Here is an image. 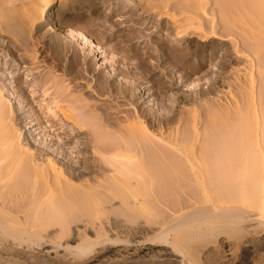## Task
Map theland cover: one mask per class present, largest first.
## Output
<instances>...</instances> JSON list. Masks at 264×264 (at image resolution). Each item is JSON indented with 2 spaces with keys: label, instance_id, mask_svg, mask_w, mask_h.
Instances as JSON below:
<instances>
[{
  "label": "bare ground",
  "instance_id": "6f19581e",
  "mask_svg": "<svg viewBox=\"0 0 264 264\" xmlns=\"http://www.w3.org/2000/svg\"><path fill=\"white\" fill-rule=\"evenodd\" d=\"M1 1H3V2H0V5H4V0H1ZM15 1L20 2L17 0H15ZM15 1L10 0L9 1V3L11 2L10 6L11 5L15 6L13 4ZM54 1L55 0H31V1H29V2H31L29 4V2L27 0V2L29 4V9H28V7H26L28 5H24L27 9H24L25 7H23V5H21L23 7V10H21L22 9L21 6H20L21 8L19 7L17 9V10H20L21 12L19 11L20 14L16 13V15H18V17L16 15H14V16H16L15 18L17 20V21H14L15 25H16V23H19L16 26L21 25L20 23L25 24L26 18H27V20L30 21V25L32 26L31 22L35 23L36 19L43 18V15L45 14V12H47L48 8H50V6L52 8ZM136 1L138 2L137 5L141 10L143 9V11H145L146 13L153 14L154 16H159V17H161V19L167 20L172 25H176V24L183 22L186 25V27L184 25L179 24L178 27L176 26L174 29L175 31H177L181 28H184L181 32H178V35L181 36L180 41H183L186 38H189L191 36H194V37L200 38V39H198V41L204 43L205 40L211 39L213 37L212 35H214V34L217 35L219 33L218 28L222 24L221 26L224 25L225 29L224 28L223 29L225 30V33L227 36L234 35L235 33H237L238 35L240 34L244 38L245 41H247L250 45L251 44L253 45V49L251 48L250 50H251V52H252V50L254 51L252 53L255 56H259L260 60H262V56H264V0H136ZM21 2H23V1L21 0ZM1 3H3V4H1ZM7 3H5V5H7ZM212 3H214V4L211 6H214V8H216L215 14L220 16L221 23L219 21V25H214V26L212 25L213 28L209 30V29H206L207 24L204 25L205 22L203 23V21H201V18L198 17L201 13L200 14H197V13L207 11V6H209V4H212ZM20 4H22V3H19V5ZM7 7H9V6H7ZM7 7L6 8L3 7L4 9L2 7H0V9L4 10L5 12H7L5 9H7L8 11L12 9L11 11L14 12L13 8L9 7V9H8ZM14 9L16 11V8H14ZM2 10H0V13L2 12ZM193 12L195 13L196 16L192 14ZM2 13H4V12H2ZM7 13H6V15H7ZM11 13H8V14H10V16H12ZM188 13H190V15L192 17L189 16ZM3 16H2V14L0 16V36L3 34H8L9 36H12L13 35V29L15 28V26H11L10 22L13 23L12 20H14L15 18L6 17V16L3 17ZM181 16H184V17H181ZM24 18H25V21H24ZM8 19H10L11 21L9 22ZM32 19L34 20V22L32 21ZM40 20L42 21V19H40ZM5 23H6V25H5ZM28 24H29V22H28ZM7 25H8V27L10 25V27L8 28ZM12 25H14V24H12ZM24 26H26V25H24ZM24 26H22V27L24 28ZM208 27H209V25H208ZM16 28L19 29L20 26L16 27ZM209 28H211V27H209ZM15 29H14L15 35H13V37L16 36L14 39H19L20 36H18V35H20L21 32L23 33V31L19 30L20 34H17L18 33L16 31L17 29L16 30ZM162 30H163V27L161 26V30L159 33H162ZM25 31H26L25 33H27V31H29V30L25 29ZM130 33H131V35H130ZM8 35L6 36L7 38H9ZM71 35H72V38H74L76 40H81L85 44H90V46L92 48L94 47V44L89 40V38L85 34H83L81 32H77V31H72ZM129 35L131 37H129L127 35V37L129 39L126 40V44H135V40L141 38V37H138L135 34V32H133V31H130ZM169 35H170V33L166 34V37H165L166 39H164V41L162 40L163 42L157 44L158 45L157 48H159V51H161V53H163L164 58H166V59L170 58V60H172V65H174L176 68L179 66L184 67V65L186 63L184 64L183 61L186 60V58H185L186 56L185 57L180 56V54L177 53L178 51L176 52V49H173L168 44L169 39L167 40V38H169ZM22 36H25V34H23ZM21 39H19V40L21 41ZM23 41H25V40H23ZM176 41H178V40H176ZM25 42H23L24 43L23 47H25L27 45V44H25ZM2 43H5V42H2ZM3 45L4 44H0V47L1 46L3 47ZM252 45H251V47H252ZM23 47L21 46L19 48L22 49ZM16 48L17 47H15V49ZM26 48H28V46H26L25 49ZM25 49L23 48L21 51H26ZM200 51L201 50H198V52H194L193 50H191L189 52V54H195L196 53L195 55H198V57H201V62L198 65L196 64L191 68L192 72L200 71V69L203 67V63H207V61H208V57L205 58V56H203L202 54L199 55ZM30 52H31V50H30ZM30 55H31V53H30ZM213 55L214 54H211V56H213ZM160 57H161V55H160ZM157 60L159 62V61H161V58H157ZM3 62L4 61L0 60L1 65L3 64ZM261 62L264 63V59ZM37 63H35V64L37 65ZM1 65H0V67L2 69L3 65L2 66ZM113 65L119 66L120 63H119V61H115ZM160 65H158L157 68L160 67ZM5 66H7V64L4 65V68H5ZM263 68H264V66H263ZM152 71H154V69H152L150 71L151 74L153 73ZM262 72L264 73V71H261V75L264 76V74H262ZM13 75H15V74H13ZM14 77L13 78L15 80L22 81V77L21 78L19 76L18 77L14 76ZM134 77H137L136 73H134ZM23 81H22V83H23ZM262 81H263V83H262V85H263L264 84V78ZM122 82H123V79L117 80V78H112V76L108 75L107 76V85H106L107 90H109L111 88L113 90L116 87L114 89V91L117 90L116 95L120 96L118 98H123L125 100H129L132 103L138 102L139 100L141 101V99H143L142 97H140V94H138L137 91H135V89H133L130 86H127L124 83L122 84ZM20 85L21 84H19V87H21L23 84L21 86ZM25 86H26V84H25ZM252 86H251V90H253ZM27 87H28V85H27ZM30 88H31V86H29V90H30ZM162 88H165V86H163ZM262 88H264V85L262 86ZM21 89H23V88H21ZM161 89H160V92H161ZM3 90L4 89H2V87H0V264H13L15 262H19V261L21 262L23 259L21 260L20 259L21 257L19 255H21V253L23 254L24 252L26 253V250H31V251L36 250L37 251V249H38V250L44 251L45 250L44 248L51 247V246L57 248L58 251L61 248H63L64 249L63 252L66 251V252L70 253V255L72 256L71 258L78 261L80 259H83L86 255L91 254L92 251L95 250L94 248L96 245L100 246L103 244H107V242L112 240L109 237V235H111L110 233H112L113 231L117 230L116 227L114 226L115 230H113V231H112V228L109 229L111 231L109 233V231L104 228L105 226L103 224V223H107L109 221L106 222L104 220L105 222H102V223L97 222V220L98 221L103 220L102 217L107 216V218L109 219V217L111 216V215L108 216V214H106V211L108 210L106 207L108 206V204L114 203V205L116 207V208L114 207L115 209H118L119 207H120L119 209H121V206H116V205H118V203H119V205L121 204L124 207L126 206V208H128V211H127V209L125 210V208L121 209V210H125V212L121 211L122 213H120L119 210H118L119 213H117L116 210H113V211H116V213L120 216L126 212L130 213L128 215L125 214L126 217L125 216L123 217L125 219L126 218L128 219L132 215L134 217L136 216L135 218L137 220V216L139 217V215H140L142 218L141 217H139V218L143 219L144 224H142L141 222H136L134 217H132V216L131 217L135 220L136 223H141V225H143V226L145 225L144 227H147L148 223L145 224L146 221L149 222L150 219H151L150 221H153L152 219L155 220V218L157 217L158 214L161 215L164 212L167 213V212L171 211V209H170V211L168 210L169 208H171L170 206L173 204L174 197L172 199L171 196H175L176 198H178V199L175 198L176 199L175 202L179 203V205H177V206H179V208L176 206H173V205H175V202H174V204L172 205V208H175V209L178 208V209H176L175 211L172 209V211L170 212V215H169V213L166 214L167 217L165 214H162V215H164L165 218L164 217L162 218V216H159V215L158 216L160 218H162L163 220L165 219L167 221L166 218H168V215H169V218L170 217L173 218V216H171V214L174 211L175 212L174 214H176V216L174 217L175 220H173V219L168 220L167 224L169 223V221H173V222L169 223L170 225L168 224L166 229H164L162 226V225L166 224V221H164L165 223L163 222L164 224L161 223L160 228H162L163 231L159 230V228H157L160 232L161 231L162 232L158 235V238L156 240H157V242H159V240L161 242L163 241L164 242L163 244H166V245L169 244L168 246L170 247V249L173 248V251H175V252H173L171 250L169 255L171 254V252H173L172 254L178 253L177 257L180 254L181 258H182V259L180 258V260H181L180 264H196V263H198L199 262L198 258H201V256H200L201 253L198 252L200 254H197L196 248L198 247L197 249L200 250V245L203 246L205 244L204 243L205 241L207 242V241H209V239L211 240L214 237H216V239H217V237L219 238V236L221 237V235L223 233H220V232H224L227 236L226 238L223 237V239L233 240L231 242H234V246H236V247L239 246L241 248V246L239 245L240 243H243L247 246V249L244 252L245 255H244L243 264H251L253 261V258L261 252V246L263 245L262 242L264 241L263 240L264 235H262V237H263V239H262L263 241L261 240L262 242H258V241L256 242L255 240L253 241L252 238L250 240V237H248L249 238V240H248L247 236L249 234L252 235L254 232H255L254 234H256L257 232L259 233L260 230L262 229L260 227L261 223L264 226V220H263V222L261 221V223L259 220H257V221H259L260 225L257 224V221L255 220L256 225H255V223H253L255 227H253L250 224L253 221L252 219H256V217L258 215L255 214L254 218L252 216L250 218V214H248L246 212V210L250 208V206H247L249 203H251V202H252V204L254 203V201L250 202V200L252 199L251 197H253V196L252 195L250 196V198H251L250 200L248 199V197H246L247 200L244 198L247 195L243 196L244 193L249 195L253 191L252 189L254 187L256 188L255 185H257V183H255V185H253L252 184V183H254L253 180H250V182H252V183H250L249 182L250 177L248 179L246 177L248 175L245 176V174H244L243 177H240V176H242L241 174H243V173L247 174L248 172H250L251 175H249V176H251V178H252V175H253V177L257 178L258 175L256 176L255 172L261 170L263 173V170H264V122L260 121L261 120L260 119V113L264 114V110H263L264 105L260 106L262 108L263 112H261V110L257 109L258 107H255L256 106L255 103L257 100L254 99L256 96H254V95L252 96V94H254V93H248V98L252 97L253 99L250 98V101L246 100V102H245L247 105L246 108H248L250 106L249 107L250 111L245 110L246 105L244 103L243 107H242V105H241V107L237 106L238 108L235 107L237 109V111L234 110L236 112L235 116H233L232 112L229 113L228 110H230V108L223 109L221 111V113L218 112L217 114H216V112H212L213 116H211V114H209L210 116L207 119H209V121H210L209 125L211 126V130L213 131V132L211 131V135H212V133L215 134L216 131L218 133L220 131L222 132L221 135H220V133H219V135H217V134L214 135V136H216V135L221 136V138L219 137L220 139L218 140V142L216 141L218 139L217 136L215 137L216 140L214 138L213 142H211L212 139H210V138H213L214 136L210 137L209 136L210 133H209V131H206V129H205V132L204 131L203 132L208 133L207 134L208 136L205 135L206 136V138H205L204 133L202 132L203 133L202 134L203 140H201L202 138L200 139V135L198 134L200 132H198V133L194 132L195 130L197 131V129H194V127H196V126L192 127L194 130L192 129V131H190L191 134H189V135H188V133L183 134L180 131H177L175 129L173 130V131H176L174 134L168 133L167 135H165L164 134L165 131H164L162 134L159 133L160 137L157 135H154V134H152L153 131L150 130V127L152 126V129H153V127H155L156 123H155V121L153 122V120H151V118H149V115H147V113L145 114V112L143 111V108L141 107L143 104L142 105L140 104L139 109H136V112H133V114H132L133 116L131 115V113H129V115H131L133 117L131 123H128L131 125H127L126 127H123L124 123L126 124L127 122H130L129 120L126 121V119H129V117H130L129 115L126 116V119L124 117H123L124 118L123 119L118 115L117 116L118 118H121L122 121L125 120L126 122L123 121L124 123L122 124V122L118 121V119L115 117L116 123L114 125H113V123H110V124H112L113 126H117V131H115L116 127L113 128L112 126H110L109 122H108L109 125L103 126L105 124V123H103V125H102L103 127L101 126L104 129H106V127H107V130L109 129L110 131H111L110 127H112L114 129V132H117L118 134L123 133L122 134L123 137L116 133L118 135V137H120L119 139L116 138L117 140L114 138H111L112 136L111 137L109 136L112 133V131L110 132L109 130L108 131L110 132V134L108 133L105 136V134L103 133L104 135H102V134L100 135V136H105L109 139L111 138V140H109V142H108L107 138H102V137L100 138V140H101L100 141L98 136L95 139L93 138V140H92V137L94 135L92 134L93 130H90V128H91V125H94V124L92 123L89 125V122H88L89 121L88 119L92 116V114L90 115V114H88V112H86L88 115L85 113L84 115H87V116L86 117L83 116V118H87L88 121H84V120L82 121L81 120V123L76 122L78 124H76V125L74 124L75 126H72V124L75 122V120L74 121L72 120L71 122H73V123L72 124L69 123L72 126V128L70 125H68V126H70V130L68 128L67 131L62 130L63 132L57 131V130L61 129V125H60V129L56 128L57 129L56 132L57 133L59 132L58 134H56L55 132L52 133L50 130V129H54V127H56L58 125V123L57 124L55 123L56 126H53L54 124L50 125V126H47V125L45 126V124H46L45 123L44 124L45 127H43V126L42 127L45 129V131L47 130V132L44 133L45 134L44 136L46 137V141H45L46 143H43L44 139H42L43 142L37 141V139H39V138L35 139L36 138V136H34L35 134H32V131H30V127L33 126L34 121L31 120L32 122L29 121V123H26L27 119H25V117L22 116L21 110H19V111L17 110L18 111L17 112V111H15L17 109V107L15 110H14V107H12V110L8 108V107H11L12 104H11V106L7 105L9 103L7 102V98H6V96L4 94L5 92ZM33 90L34 89L32 88V91ZM21 91H24L23 95H25L27 92H29V91H25L24 89ZM32 91H31V93H32ZM113 93H115V92H112V94ZM263 93L264 92L262 89V95H264ZM33 94L35 95L36 93L34 92ZM30 95H27V97ZM110 97H111V94H110ZM262 97H263L262 99H264V96H262ZM70 98L72 99V97H70ZM29 101H30V99H29ZM74 103H75V101L72 100L70 105H72ZM140 103H144V102H140ZM247 103L249 104V106ZM262 103H264V101L262 102V100H261L260 104H262ZM28 104H29V102H28ZM60 108L61 107H59V109ZM83 108H81L82 109L81 111L84 110ZM117 108L118 109L121 108L120 105L117 106ZM239 108L243 109V110H240ZM31 109H33V108H31ZM53 110L54 109L51 108L48 111L49 113L48 112L47 113H48V115L53 116V118H56L57 113L55 114L54 113L55 110L54 111ZM41 111H43V110H41ZM45 111H47V110H45ZM79 111H80V109H79ZM226 111H227V113H226ZM60 112H62V110ZM76 112H77V108H76ZM39 113L40 112L35 113L34 117H36V118H34V119H35V121L38 122V124L41 127V125L44 123V121L42 123V121H41V119H42L41 114L42 113L41 114H39ZM68 113H70V112H68ZM124 113L128 114V112L124 111L123 115H124ZM225 113L229 114V115L232 114L233 117L225 115ZM251 114L253 116V119H252ZM80 115H82V114H80ZM121 115H122V113H121ZM249 115H250V117H249ZM88 116H90V117L88 118ZM108 116H110V115L108 114L107 116H105V118ZM47 117H44V118L47 119ZM66 117H68V116H66ZM194 117H196V116H194ZM49 118H50V120H47V121H49L50 124L53 123V122H51V121H53V120H51V117H48V119ZM248 118L252 121L253 120L255 121V123H254L255 126L248 120ZM68 119H65V120H68ZM113 120L111 122H113ZM130 120H131V118H130ZM156 120H157V118H156ZM169 120H171V119H169ZM169 120H168V122H169ZM60 121L61 120H59V122ZM90 121H92V120L90 119ZM105 121H106V119H105ZM159 121L161 122L160 119H159ZM263 121H264V119H263ZM49 122H47V123H49ZM56 122H57V120H56ZM118 122H119V124H118ZM146 122H148V125H146ZM206 122L208 123L207 120H206ZM246 122H250L252 124V126H250V127L253 128V126H254L253 129H256V130H251L252 128L247 129L246 128L247 125H245V128H243L244 124H247ZM24 123H26V126H24L23 129H25V130L28 129L27 130L28 132L25 131V133L22 135L21 132L23 131V129H22V131H20L19 129H21V128L16 129L15 127H17L18 125L22 126ZM162 123H166V122L162 121ZM207 123H206L207 128L208 127L210 128V126ZM250 123H248V124L251 125ZM64 124L62 126V129L64 128V126L66 128V122ZM193 124L197 125L196 122H194V120H193ZM256 125H257V127H256ZM49 127H50V129H49ZM222 127H225V128L222 129ZM238 127H241V129H238ZM85 128L87 130H84ZM92 128L94 129L95 125H94V127L92 126ZM209 128H208V130H209ZM221 129L224 130V132L226 130V133L224 134ZM259 129L262 131V133H261V131H259ZM165 130H168V129H165ZM170 131H171V133H173L172 130H170ZM236 131H238V133H236ZM254 131H256V132L259 131L261 133L260 134L259 132L258 133L255 132V134H254V135H256L255 139L253 138V135H252ZM192 132H194V133H192ZM234 132H235V134H234ZM239 132H241V133H239ZM97 133L100 134L101 132H96V134ZM166 133H167V131H166ZM83 134L86 135V136H84L86 138H84L83 142L81 141L82 143H80L82 148L76 147V148H79V151L78 150L76 151V150H74V149H76V148H74L75 146L73 147V145H71V144L73 143L74 139H77L78 136L83 135ZM94 134H95V132H94ZM222 134L225 137H229V139L234 138L231 141L232 142L234 141L233 143L236 142L235 144L239 143V141H240L239 145L238 144L237 145L228 144L227 142H229V141H228V139H225L224 136H223V138L227 142L225 140H222L223 139ZM37 135H40V134H37ZM226 135H228V136H226ZM234 135H238L239 137L238 136L234 137ZM240 136H241V138H240ZM250 137L253 138V142L248 141V139H250ZM22 138H23V140H22ZM42 138H44V137H42ZM236 138L243 139V140H238V139L236 140ZM102 139H105L107 141L102 140ZM94 140H96V142H94ZM221 140L224 142H221ZM98 141H99V143L102 142V144L100 145L98 143ZM202 141H205V142H202ZM220 142L222 143L223 148L221 147V149H216V146L214 143H216V145L219 143V145L221 146ZM225 142H226V144H228V146L224 144ZM224 145L226 147H224ZM251 146H253L255 148L256 152L255 151L254 152L257 154H255L254 152H253V154H251L252 153V151H250ZM218 148H220V147L218 146ZM75 152L78 155L77 156V158H79L78 160H80L78 162V165H77L78 167L76 166V164L74 166L73 162L71 163V161L73 160L71 157L72 153L75 154ZM95 154L100 155L99 156L100 160H101L100 163H99V158L95 157V156H97ZM255 155H256V157H255ZM81 156H82V158L80 159ZM102 158H104L105 160H103ZM102 161H104L105 163L102 164L103 163ZM74 163H76V162H74ZM251 172H254V173H251ZM95 173L102 175V176H100L101 179L97 176V178L100 180L94 179L96 177ZM153 173L155 175L158 174L159 176L155 178V176L152 175ZM223 173H227V174L229 173L230 174L229 178H228L229 174H228V176L224 175V178H223L225 184H227V187L225 184H223L222 181H221L222 183L218 182V181H220L219 178H221V175ZM262 173L258 172L259 175H262ZM92 174L95 175V176L94 175L91 176L92 179L86 178L87 176H90ZM237 174H239V176ZM164 175H166V176H164ZM225 177L229 181L234 182L235 184H236L235 181L238 177V179L240 178L239 180H244V183H243L244 185L248 184V185H253V186H251V189H248V188H250V186L248 187L246 185L247 187H245L243 184H242L243 185L242 187L238 186V191H241L239 194V193H236L238 191H235V190L231 191L228 189L229 186H232L230 189H233V185H231V183H229L228 181H225L226 180ZM262 177H264V176H262ZM262 177H261V179H262ZM160 178L162 180H160ZM223 179L221 178V180H223ZM155 180H157V182H155ZM256 180H258V179H256ZM256 180H255V182H256ZM160 182H162L161 184H164V186H165V184L166 185L169 184V186L171 185V187L173 186V188L174 187L176 188V186H174V185L178 184V185H180L181 190H184L185 188H187L189 186L188 184H191L194 188H196V186H197L198 188H196V191H197V189L200 190L201 197L199 195L200 193H198L199 190L196 194L193 192L195 197H197V198L194 199V197H192L194 195H191V196L189 195L193 191L192 187H190V191H191L190 193H188L189 192L188 188H187V191H183V192H181L179 190V188H178V191H176L175 188H174V191H171V189H173V188L169 189L168 185L166 186L167 188L166 187L161 188ZM171 182L173 184L174 183L175 184L172 185ZM245 182H246V184H245ZM218 183L220 185H218ZM262 183L264 185L263 181H262ZM154 184H155V187L160 186L158 188V190L164 191L165 195H166V193H168L166 189H168L173 194H174V192L175 193L180 192V193H178V196L175 194L173 195V194L168 193L167 196H170L171 199L168 198L167 196H166V198H168V199H166L164 193L161 195V197L162 196L164 197V199H162L163 197L162 198L159 197V194H158V197L160 198L159 199L160 201H159L158 197L155 196V194H154L155 192H153ZM156 184H158V185H156ZM183 184L188 185V186L184 187L185 185H183ZM222 184H223V188L225 187L226 191H228V192L231 191V194L236 193L237 196L242 195L241 196L242 198H240V197L239 198L242 200V202L240 204H243L242 205L243 207L239 204V202H235V200L237 199L236 195L232 194L230 196L228 194V192H227V194L225 193L224 189H222L223 191L221 190L222 194L220 191V194H217V196H216L215 193L216 192L219 193L218 189H219V187H222ZM239 184H241V183L237 182V185H239ZM182 185H183V187H182ZM237 185H234V189L236 188L235 186H237ZM217 186H218V188H217ZM134 187L137 189L134 190ZM244 187L248 189L247 192L245 191ZM156 188H154V191H156L155 190ZM258 188H260V187L257 186V189ZM239 189H242L244 192L242 190H239ZM148 190H149V192H151L152 195L150 193L148 194ZM184 192H185V194H188V195H186L187 197L184 198V201L180 200L181 202H179V199H182V198H179V196L184 197V195H182V194H184ZM213 192H214L216 197L213 196V194H212ZM262 192H263V190H262ZM145 193H147L148 195ZM223 193L225 195H223ZM107 194H110V195H107ZM263 194H264V192H263ZM149 195L151 197H149ZM226 195H229V196H226ZM198 196H199V199H198ZM212 197L217 198L219 206L214 205V204H216L215 202H217V201H215V199L213 200ZM229 197L230 198L233 197V198L230 199ZM108 198L113 199V202L107 203V202L112 201V200L107 201V200H109ZM187 198H189V199H187ZM117 199H119L121 202H119V200H117ZM243 199H245V202L243 201ZM116 200L118 201L117 204L114 202ZM161 200H164V201L168 200V202L171 201V205L169 204L170 202L166 203V202L162 201L166 205V206L164 205V207H167V210H166L167 212L166 211L162 212L163 210H165L163 208L162 209L159 208V209H161L160 212H162V213H157V212L152 210L154 212V213L152 212L153 214H155V213L157 214L156 216L154 215L155 216L154 218H152L153 215L151 213L149 214V210H148L149 208H147L146 205H149L151 207L152 206L151 204L155 203L154 201H156V203L153 206L156 205L155 207L158 208V206L160 204H162ZM198 200H199V203L202 204L203 207L198 203ZM200 200H201V202H200ZM230 200H234V201L229 202ZM241 200H236V201H241ZM159 202H161V203L159 204ZM212 202L214 204H212ZM157 204H158V206H157ZM209 204H211L212 206L209 207ZM252 204H251L250 209H252L254 207V206L252 207ZM112 205L110 207L113 208ZM131 205H132V207H131ZM244 205H246V206L244 207ZM168 206H169V208H168ZM199 206H201V207H199ZM110 207H108V208L110 209ZM159 207H161V206H159ZM193 207H195V208H193ZM246 207H248V208L246 209ZM112 208H111V210H112ZM129 208L134 212L133 214L131 212H129V211H131V210H129ZM111 210H109V212H111ZM155 210H157V209H155ZM253 210H252L251 215L253 214ZM249 211H251V210H249ZM260 211L264 212L263 210H260ZM150 212H151V210H150ZM262 214L263 215H261V216L259 215L261 218L264 217V213H262ZM146 215H149L148 216L149 220H147L148 218ZM112 216H113V214H112ZM144 216L147 219L144 220ZM131 217L129 219H131V221H132ZM85 218H87L88 220L90 219L89 222H91V221L95 222L96 221L97 228L99 227V225L103 224V226H101V227H103L105 229V231H106V233H108V235L102 232L104 234L103 236H100V237L97 236L96 240H95V237H94V239H92V237L95 236L97 233L95 235L93 233L94 232L93 230L95 228L93 229V228L89 227V229H88V225L92 226L91 225L92 223H90L87 225L86 228H87V231L90 229H93V230H91V231H93L92 234H89L90 232L89 233L86 232L85 231L86 228H84L85 229L84 230V229H82L83 228L82 227L80 229L85 231V233L89 234L88 236H84V237L79 238L78 237L79 235L78 236L75 235V237L72 238V240L68 239V241L65 242V236L67 235L68 231L71 232L75 228V227L74 228L72 227L73 229L71 228V230H69V228H70L69 223L72 221V223H71V225H72L74 220H79L80 222L79 221L77 222L78 223L77 226H78L81 223V221L84 220ZM139 218H138V220H139ZM87 219H85L84 221L88 222ZM108 219H106V220H108ZM117 219H118V216H117ZM127 219H126V221H128ZM257 219H259V218L257 217ZM262 219H264V218H262ZM109 220L111 221V219H109ZM113 221H115V220H113ZM122 221H123V219H122ZM131 221H129V222H131ZM255 221H253V222H255ZM129 222H128V225H129ZM83 223H85V222H83ZM118 223H120V222H118ZM122 223H124V222H122ZM132 223H133V221H132ZM75 224H76V222H75ZM82 224H80L77 228H79ZM86 224H83V225L86 226ZM126 224L124 223L123 225H125L124 227L128 230V228H127L128 225H126ZM141 225L138 224L137 226L140 227ZM120 226H122V224ZM143 226H141V227L143 228ZM257 226L260 227V229L259 230L255 229L257 232L255 230H254V232H252V230L254 228H257ZM106 227H108V226L106 225ZM131 227H130L131 229H129L130 231L134 230L135 229L134 227H136V226H131ZM149 227L150 226H148V229L150 230ZM108 228H110V227H108ZM125 228L122 227V230H124ZM120 229H121V227H120ZM152 229H151V232L154 233L153 232L154 229L153 230ZM76 230H73L72 233ZM98 230H100V231L98 232ZM145 230H146V228H145ZM77 231L73 234H78V233L80 234V232L78 231V233H77ZM101 231H102V229H100V227H99V229H97V232L99 235L101 234L100 233ZM130 231H127V232L129 233ZM134 231H132V232L134 233ZM137 231H138V229L136 230V232ZM141 231L142 230H140L139 232H141ZM144 231H143V235L146 234V233H144ZM95 232H96V230H95ZM117 232L120 233L121 231L119 232V230H118ZM155 232L156 233H154V234H158V231H155ZM152 233H150V231H149V235ZM258 233H257V235L262 234L261 232L259 234ZM71 234L69 233L68 235L71 236ZM130 234H132V233L130 232ZM154 234H152L151 237H154L155 236ZM215 234H216V236H215ZM81 235H83V233H81ZM91 235H93V236L91 237ZM137 235L138 234L132 235V236H137ZM111 236H114V235L112 234ZM119 236H121V235L119 234ZM119 236L117 235V238H116L117 240L121 241V240H123V238L125 239L124 235H123V238H119ZM115 237H116V232H115ZM126 239L130 240V237L126 238ZM139 239H141L140 236H139ZM149 239L151 241L153 238L151 239L150 236H148V241H149ZM93 240H95L96 242ZM113 240H115V238H113ZM125 240H123L122 242H126ZM135 240H136V238H135ZM258 240L260 241V239H258ZM144 241L143 242L141 241L140 243H146L147 242V241H145V242ZM198 241L199 242L203 241V242H202V244H200ZM211 241H210V243L209 242L206 243L204 245V247L206 248L208 246V248H209V246H211V244H212ZM222 241H224V240H222ZM122 242L118 241L119 244L120 243L122 244ZM128 242L129 241H127V244H128ZM132 242H134L133 239H132ZM132 242H130V243L132 244ZM153 242H156V241L154 240ZM134 243L137 244L138 242H134ZM197 243L200 245L198 246ZM121 244H120V246H121ZM136 244H134V245H136ZM148 244H150V243H148ZM193 244L197 245L195 247V249L193 248ZM213 244H214V242H213ZM218 244H221V243H218ZM108 245L110 247V244H108ZM116 245L117 244H115L114 247ZM138 245H139V243H138ZM214 246H215V244H214ZM53 247L48 249V251L49 250L51 251L52 249H54ZM157 247H160V246H157ZM204 247H202V248L204 249ZM224 247L225 246H223V248ZM120 248L122 249V251L123 250L125 251V249H124L125 247L124 248L120 247ZM129 248H130V245H129ZM131 248H130V250H133V251L135 250V249H131ZM145 248L146 247H144V249ZM220 248L221 247L217 248V250H219ZM238 248H237V250H238ZM240 248H239V250H242L243 247L241 249ZM107 249H108V247H107ZM118 249H119V246H118ZM118 249L115 253H119ZM263 249H262V251H263ZM162 250H160V251H162ZM20 251H24V252H20ZM99 251H103V250H99ZM138 251H139V248H138ZM200 251H202V254H203V250H200ZM224 251H225V248H224ZM224 251H223V253H224ZM38 252H40V251H38ZM53 252H57L56 249H54ZM105 252H107V250ZM136 252H137V250H136ZM139 252H142V251L140 250ZM139 252H138V254H139ZM147 252H148V250L146 251V253ZM152 252H153V250H152ZM231 252L232 251H230V252L227 251L226 254H228V253L230 254ZM35 253L36 252H34V254ZM68 253H66V254L69 256ZM103 253L104 252H101L102 255H103ZM156 253L152 255V259H154L153 257H154V255H156ZM163 253H165V252H163ZM166 253H168V251ZM205 253H207V250L205 251ZM29 254L31 255L33 253H29ZM39 254H37L36 256H39V258H40L41 254L40 255ZM44 254H46V252ZM49 254H50V252H49ZM53 254H55V253H53ZM112 254H113V252H112ZM138 254H135V255H138ZM142 254H144V253H142ZM232 254H233V252H232ZM25 255H23L24 257H22V258H24L25 261L30 259L27 262H30L33 258L34 259L36 258L35 256L30 257L28 254H25ZM56 255H60V254L56 253L54 255L55 258H56ZM95 255H97V253ZM105 255H106V253H105ZM113 255H111V256H113ZM118 255H117V257H118ZM150 255H151V253H150ZM206 255H208V259L211 258V257H209L210 254H206ZM61 256H62V258H64L63 255H61ZM127 256L132 257L131 255L130 256L126 255V257ZM175 256H176V254H175ZM263 256H264V253H263ZM43 257H44V255H43ZM43 257H42V259H40L41 261H39V262L36 259L37 263H39V264H59V263L62 264L64 262V260H63V262H61V261H58L59 263L56 262L57 261L56 259L59 260L61 258L60 256H59V258L57 256L56 259H51L50 258L51 256H50V257L46 258V260H43ZM95 257L97 258L98 255ZM103 257H105V256H103ZM215 257H217V256H215ZM65 258L68 259V257H66V256H65ZM92 258L90 257V259H91L90 261L94 260ZM100 258H102V257H100ZM142 258H144L143 255H142ZM157 258H159L158 255H157ZM202 258H203V256H202ZM204 258H206V256ZM227 258H231V256L227 257ZM258 258H260V257L257 256V258H256L257 261H259ZM67 259H65V260H67ZM70 259H69V261H66L67 264H68V262H70ZM97 259H99V258H97ZM106 259H108L107 256H106ZM135 259H137V258H135ZM219 259L222 260V258H219ZM240 259H241V257H240ZM84 260L85 259H83V261L80 260V262L78 261L79 264H81V261L83 264ZM111 260H112V258H111ZM125 260H127V258ZM213 260L215 261L216 259H213ZM260 260H261V258H260ZM77 261H75V262L71 261V262L76 263ZM88 261H89V259H88ZM104 261H105V259L102 262L103 264H104ZM107 261L108 260H106V262ZM119 261H122V259ZM135 261H137V260H135ZM200 261H202V262H199L198 264H202L204 262L202 259H200ZM208 261L210 262V259L207 260L206 262H208ZM226 261H227V259H226ZM254 261H255V259H254ZM257 261H255V262H257ZM32 262H34V261H32ZM71 262H70V264H71ZM100 262H101V260H100ZM209 262L207 264H209ZM234 262H235V260H234ZM234 262H232V263H234ZM213 263H211V264H213ZM257 263H255V264H257ZM27 264H29V263H27ZM32 264H34V263H32ZM214 264H217V263H214ZM258 264H264V260L262 259Z\"/></svg>",
  "mask_w": 264,
  "mask_h": 264
},
{
  "label": "rangeland",
  "instance_id": "374dc122",
  "mask_svg": "<svg viewBox=\"0 0 264 264\" xmlns=\"http://www.w3.org/2000/svg\"><path fill=\"white\" fill-rule=\"evenodd\" d=\"M6 1L4 0V5H0V7L6 8L7 6H9V7L13 8L14 12L11 11L12 10L11 8H10L11 10H9V11L7 9H5L8 13L12 12L11 13L12 16H10V14H8L4 10L0 9V10H2V12H4V13L1 12L0 16L2 14V16L4 15L3 17L6 16V17H13V18H15L16 16L18 17V15H16V13L20 14L19 13L20 10H17V9L21 5H23V7H25L24 5H28L26 7H28V9H29V4L31 3V2H29L31 0H28L29 4H28L27 0H22L23 2H21V0H17L20 2H16L14 0L15 2L13 4L15 6H12V5L10 6V4H11V2L9 3L10 0L9 1L6 0ZM0 2H3V1L0 0ZM136 2H137L136 0L135 1L134 0H55L53 2L52 8L50 6V8H48L47 12H45V14L43 15V18H40V19H42V21L40 19H36L35 23L31 22L32 26L30 25V21L27 20V18H26V23L25 24L20 23L21 25H19V26L21 29L20 28L17 29L16 27H19V26H16V25H18L19 23H16V25H15L14 21H17L16 18L14 20H12L13 23L10 22L11 21L10 19H8L11 26H15V28L17 29L16 30L14 28L18 32L17 34H20L19 30L23 31V33L21 32V34L22 35L25 34V36H22L21 34L18 36H20L19 39L22 38L26 42L23 41L22 39H21V41L19 39H14L16 37V36L13 37V35H15L14 29H13V35L12 36H9L8 34H3L0 36V44H4L3 47L2 46L0 47V60L4 61L3 62V64L5 63L4 65L7 64V66H5V68H4V65L3 64H2L3 66L1 65L2 62L0 63V65L2 66V69L0 67V82H1L0 87H2V89H4L3 90L5 92L4 94L7 98V102L9 103L7 105L11 106V104H12V106L8 107V108L12 110V107H14V110H15L17 107V109L15 111L21 110L22 116L25 117V119H27L26 123H29V121H31V120L35 122V123L33 122V126L30 127V131H32V134H35L34 135V136H36L35 139L39 138V139H37V141H40V142L44 141L43 143H46L45 142L46 137L44 136L45 135L44 133H46L47 130L45 131V129L43 128L46 125L50 126V125L54 124L53 126H56V124L58 123V125L56 127H54V129H50V127H49V129L51 130L52 133L55 132L56 134H58L59 132L57 133L56 130L58 128L60 129V125H61V129L57 130V131H62V130L67 131L68 128L70 130V126H71L70 124L73 123V122H71L72 120L73 121L75 120V122L72 124V126H75L76 124L81 123V120L82 121L83 120L84 121L89 120L88 121L89 125L93 123L95 125V128L94 129L92 128V126L94 127V125H91V128H90V130H93L92 134L94 135L92 137V140H93V138L95 139L97 136L99 137V140L101 137L107 138V137H105L106 134H108V133L110 134L111 131H112V133L109 136L110 137L112 136L111 138H114V139H116V138L119 139L120 137H118V135H121L123 137V135H122L123 133L118 134L117 132H114L113 128H115V127H116L115 131H117V126H113L116 123L115 117L118 119V121L122 122V124L124 122H126L127 120L130 121V122H127L126 124L124 123L123 127H126L127 125H131L128 123H131L132 118H133L132 114H133V112H136V109H139L140 104L141 105L143 104L141 107L143 108V111L145 112V114L147 113V115H149V118H151V120H153V122L155 121V123H156V125H155V127H153V129H152V126L150 127V130L153 131L152 134L159 136L164 131H165V133H164L165 135H167L168 133L174 134L176 131H173V130L175 129L177 131H180L183 134L188 133V135H189V134H191L190 131H192V129H193L192 127L196 126V127H194V129H197V131L195 130L194 132H197V133L200 132L201 133V134L198 133L200 135V139L203 137L202 134L205 132V129H206V131H209L210 137L214 136L215 134L219 135V133L221 135V133H222L221 131L219 133L216 131L215 134L212 133V135H211L212 130H211V126L209 125L210 121H209V119H207L210 116L209 114H211V116H213L212 112H216V114H217L218 112L221 113V111L223 109L230 108V110H228L229 113L232 112L233 116H235L236 115L235 111H237V109L235 107H237V106L241 107V105L243 107V104L246 102V100L250 101V98L253 99L252 97L248 98V93H254V94H252V96L253 95L256 96L254 99L257 100L255 103V105H256L255 107H258L257 109H259V110H261V112H263L264 107L262 110V108L260 106L264 105V103H262V104H260V103H261V100H262V102L264 101V99H262L263 98L262 96H264V95H262V89L264 92V88H262V86L264 85V84L262 85V83H263L262 80H263L264 76L261 75V71H264V68H263L264 63L261 62V61H263L264 56H262V60H260L259 56H255L252 53L254 51L252 50V52H251V50H250L251 48L253 49L252 44H251L252 45V47H251V45L247 41H245L244 38L240 34L238 35L237 33H235L234 35H231V36H227L225 33V30H224L225 29L224 25L221 26L222 24L218 28L219 33L217 35H215V34L212 35L213 37L209 40H205L204 43L198 41V39H200V38H197L194 36L186 38L183 41H180L181 36L178 35V32H181L184 28H181L177 31H175L174 29L176 26L178 27L179 24L184 25L186 27V25L183 22L176 24V25H172L170 22H168L167 20L161 19V17H159V16H154L153 14L146 13L145 11H143V9L141 10L137 5L138 2L137 3ZM5 3H7V5H5ZM19 3H22V4L19 5ZM1 4H3V3H1ZM213 4L214 3L209 4V6H207V11L197 13V14L201 13L198 17L201 18V21H203V23L205 22L204 25L207 24L206 29H209V30L212 29L214 25H219V21H220V16L215 14L216 8H214V6H211ZM9 7H7V8L9 9ZM23 7L21 10H23ZM26 7L24 9H27ZM14 8H16L17 12L15 11ZM6 13L8 16L6 15ZM188 14H189V16H191L190 13H188ZM192 14L195 15L194 12ZM14 15H16V16H14ZM181 17H184V16H181ZM24 21H25V18H24ZM32 21L34 22L33 19H32ZM28 22H29V24H28ZM220 23H221V21H220ZM12 24H14V25H12ZM5 25H6V23H5ZM24 25H26V26H24ZM208 25L211 28H209ZM22 26H24V28ZM161 26L163 27V30H162V33H159L161 30ZM7 27H8V25H7ZM9 27H10V25H9ZM25 29L29 30V31H27V33H25L26 32ZM72 31H77V32H81V33L85 34L89 38V40L94 44V47L92 48L90 46V44H85L81 40H76V39L72 38V35H71ZM130 31L135 32V34L138 37H141V38L135 40V44H126V40L129 39L127 37V35L129 37H131L130 36L131 33L129 35ZM167 33L168 34L170 33L169 38H167V40L169 39L168 44L173 49H176V52L178 51L177 53L180 54V56H182V57L186 56L185 57L186 60L184 59L185 61H183L184 64L186 63L185 64L186 66L184 65V67L179 66L176 68L174 65H172V60H170V58L169 59L164 58L163 53H161V51H159V48H157L158 47L157 44L163 42L164 39H166L165 37H166ZM7 35L10 39L6 37ZM176 40H178L179 42ZM2 42H5V43H2ZM23 42H25V44H27L26 46H28V48L25 49L26 46L23 47V45H24ZM21 46L26 51H21L23 49V48L22 49L19 48ZM15 47H17L18 49L17 48L15 49ZM30 50H31V52H30ZM191 50H193L194 52H198V50H201L199 52V55L202 54L203 56H205V58L208 57L207 63H203V67L198 72H192L191 68L194 65H196V64L198 65L201 62V57H198V55H195L196 53L195 54H189V52ZM30 53H31V55H30ZM211 54H214V55L211 56ZM160 55H161V57H160ZM157 58H161V61L158 62ZM115 61H119L120 67L113 65ZM35 63H37V65ZM158 65H160V67L157 68ZM152 69H154V71H152L153 73L151 74L150 71ZM134 73L137 74V77H134ZM13 74H15V75H13ZM262 74H264V73L262 72ZM108 75L112 76V78H117V80L123 79L122 84L124 83L127 86H130L133 89H135V91H137V93L140 94V97H142L143 99H141V101L139 100L138 101L139 103L138 102L132 103L129 100H125L123 98H118L120 96L116 95L117 90L114 91V89L116 87L113 90H112V88L107 90L106 85H107V76ZM14 76H16V77L19 76L20 78L22 77V81L24 80L23 83L20 80H15ZM19 84H21V85L23 84L24 86L20 85L21 87H19ZM25 84H26V86H25ZM27 85H28V87H27ZM29 86H31L30 90H29ZM163 86H165V88H162ZM251 86L253 87L252 88L253 90H251ZM21 88H23L25 91H29L30 93L27 92L25 95H23L24 91H21V90H23ZM32 88L34 89L33 91L36 93L35 95L33 94L34 92L32 91ZM160 89H161V92H160ZM31 91H32V93H31ZM112 92H115V93L112 94ZM110 94H111V97H110ZM27 95H30V96L27 97ZM70 97H72V99ZM28 98L30 99V101ZM72 100L75 101V103H74L75 105L74 104L70 105ZM28 102H29V104H28ZM140 102H144V103H140ZM119 105L121 107V108H119L121 111L117 108V106H119ZM245 105H246V103H245ZM248 106H249V104H248ZM48 107L50 109L51 108L54 109L55 111L54 110L53 111L55 114L57 113L58 117L56 116V118H53V116L48 115V113H49L48 111L50 110ZM59 107H61L60 109L62 110V112H60L61 110L59 109ZM246 107H247V105L245 106V110L250 111V109H249L250 106L248 108H246ZM31 108H33V109H31ZM76 108H77V112H76ZM81 108H83L84 110L81 111L82 110ZM79 109H80V111H79ZM41 110H43V111H41ZM45 110H47V111H45ZM65 110L66 111L68 110V111L66 112ZM240 110H243V109H240ZM124 111L128 112V114L124 113V115H123ZM34 112L35 113L40 112L39 114L42 113L41 114V116H42L41 121H42V123L44 121V123L41 125V127L38 124V122L35 121V119H34V118H36V117H34L35 116ZM68 112H70V113H68ZM86 112H88V114H90V115L92 114L91 117L88 116V118L90 117L88 120H87V118H83V116L86 117L88 115ZM79 113L82 115H80ZM85 113L87 115H84ZM121 113H122V115H121ZM129 113H131L132 116L129 115ZM226 113H227V111H226ZM226 113H225V115L233 117L232 114L229 115ZM62 114L64 116L67 114L66 116H68V117H66V116L64 117ZM108 114L110 116L105 118V116H107ZM118 115L121 118L124 117L125 119H126V116H128V115L130 117H129V119H126V121L123 120L124 121L123 122L121 118L117 117ZM47 116L51 117V120H53L51 122H53V123L50 124V122L47 121V120H50V118L48 119ZM194 116H196V117H194ZM251 116H252V114H251ZM44 117H47V119ZM249 117H250V115H249ZM261 117L264 119L263 113L262 114L260 113V119L261 120L260 119L259 120L261 122H264ZM104 118L106 119V121ZM130 118H131V120H130ZM156 118L158 121L156 120ZM65 119H68V120H65ZM90 119L92 121H90ZM159 119L161 120V122L159 121ZM167 119L168 120L171 119L172 121L169 120V122H168ZM252 119H253V116H252ZM56 120H57V122H56ZM59 120H61V121L59 122ZM112 120H113V122H111ZM193 120H194V122H196L197 125L193 124ZM206 120L208 121V123L206 122ZM248 120L255 126L254 120L252 121L249 118H248ZM46 121L49 123H47ZM162 121H165L166 123H162ZM65 122H66V128L64 126L65 129L64 128L62 129V126ZM76 122H78V123H76ZM108 122H109V124L113 123V125L110 124V126L113 127V128L110 127L111 131L108 129L110 132L107 130V127H106V129L102 128L103 126L109 125ZM250 122H246L247 124H244L243 128H245V125H247L246 128L251 129L252 127H250V126H252V124ZM26 123H24L22 126L18 125L17 126L18 128L17 127H15V128L16 129L21 128L19 130L22 131L23 127L26 126ZM103 123H105V124L103 125ZM206 123L210 126V128L208 127L209 130L206 126ZM248 123H250L251 125H249ZM44 124H45V126H44ZM118 124H119V122H118ZM68 125H70V126H68ZM146 125H148V122H146ZM72 126H71V128H72ZM254 126H253V128H254ZM256 127H257V125H256ZM223 128H225V127H222V129ZM253 128L251 130H256ZM165 129H168V130H165ZM238 129H241V127H238ZM27 130L23 129V131L21 132L22 135ZM84 130H87V129L85 128ZM170 130H172L173 133H171ZM166 131H167V133H166ZM222 131L224 134L226 133V130H225V132H224V130H222ZM259 131H261V130L259 129ZM94 132H95V134H94ZM96 132H101V133L96 134ZM194 132H192V133H194ZM255 132L256 131H254L252 134L254 139L256 137V135H254ZM258 132H256V133H258ZM103 133L105 134V136H100L101 134L104 135ZM236 133H238V131H236ZM239 133H241V132H239ZM261 133H262V131H261ZM37 134H40V135H37ZM207 134L208 133H204L205 138H206L205 135H207ZM234 134H235V132H234ZM80 136H78L77 139H74L73 143L71 144V145H73V147L75 146L74 148H76V147L82 148L80 143L83 142V139L86 138L84 136H86V135L83 134ZM216 136H214L213 138H210V139H212L211 142H213V140ZM223 136L224 135L222 134V138H223ZM226 136H228V135H226ZM235 136H238V135H234V137ZM42 137H44V138H42ZM217 137H218V139L216 140V138H215V140L218 142V140L221 138V136H217ZM111 138L110 139L107 138L108 142H109V140H111ZM240 138H241V136H240ZM253 138L250 137V139H248V141L253 142ZM42 139H44V140L42 141ZM225 139H228V141L230 143L227 142ZM225 139L223 138L222 140H225L230 145H237V144L239 145V143H240V141L237 144H235L236 142L233 143L234 141L232 142L231 140H233L234 138L229 139V137H225ZM237 139L243 140V139L236 138V140ZM22 140H23V138H22ZM96 140H94V142H96ZM102 140H105V139H102ZM107 140H105V141H107ZM201 140H203V138ZM222 140H221V142H224ZM202 142H205V141H202ZM221 142H220L221 146L219 145V143L217 145H216V143H214L216 146V149H221V147L223 148V145ZM226 142L224 144L228 146V144H226ZM98 143H99V141H98ZM99 144L101 145L102 142H100ZM225 145H224V147H226ZM218 146L220 148H218ZM250 149H251L250 151H252L251 154H253L254 151L256 152V150L253 146H251ZM74 150L79 151V148H76ZM255 154H257V153H255ZM95 155H97V154H95ZM77 156L78 155L76 152H75V154L72 153L71 157L74 161L72 160L71 163L73 162L74 166H75V164L77 166L78 162L80 161V160H78L79 158H77ZM99 156L100 155H97L95 157L99 158V163H100L101 160H100ZM255 157H256V155H255ZM81 158H82V156L80 157V159ZM102 159L105 160L104 158H102ZM74 162H76V163H74ZM102 162H103L102 164L105 163L104 161H102ZM258 172L262 173V171L260 170V171L255 172L256 176L258 175L257 178L253 177V175L251 178V176H249V175H251L250 172H248L247 174L243 173V174H241L242 176H240V177H243L244 174H245V176L248 175L246 177H247V179L250 177L249 182H250V180H253V182H254V183H252V182H250V183H252L253 185H255V183H257V185H255L256 188L254 187L252 189L253 191L255 190L254 192L252 191L249 195L244 193L243 196L247 195L244 197L246 200H247L246 197H248L249 200L252 198L250 200V202L254 201V203H253L254 205L252 204V202L249 204L246 202L248 204V205L247 204L246 205L250 206V208H251V204H252V207L253 206L254 207L252 209H250V208L247 209L248 207H246L247 210L246 209L245 210L248 214H250V218H251V216L254 218L255 214L258 215L257 217L259 219H257V217L255 216L256 219H252V220L253 221L259 220L261 223V221L263 222V220H264V219H262L264 217H262V218L260 217L261 215H263L262 213H264V212L260 211V210L264 211V194H263L264 185L262 183V181L264 182V179H263L264 177H262V176H264V174H263L264 170H263L262 175H259L260 173L258 174ZM251 173H254V172H251ZM228 174L223 173L221 175V178L223 179L224 175L228 176ZM93 175L94 174L87 176L86 178L92 179L91 176H93ZM95 175H96V177L95 178L93 177L95 180L98 179L97 176L99 178H100V176H102L98 173H95ZM152 175H154L155 178L159 176L158 174L155 175L154 173ZM237 175L239 176V174H237ZM164 176H166V175H164ZM229 177H230V174H229L228 178ZM261 177H262V179H261ZM221 178H219L220 181H218V182H220V183L223 182V184H225L224 179L221 180ZM100 179H98V180H100ZM237 179H238V177H237ZM237 179L235 181L236 182V184H235L234 182L229 181L226 178L225 181H228L229 183H231V185H233V189H230L232 186H229V188H228L229 190L238 191V186L242 187L244 185L243 184L244 180H239L240 178L238 180ZM256 179H258V180H256ZM160 180H162V179L160 178ZM255 180H256V182H255ZM155 182H157V180H155ZM237 182L241 183V184L237 185ZM246 182H245V184H246ZM161 183L162 182H160V184ZM171 184L174 185L175 183L173 184L171 182ZM223 184H222V187H219V189H218L219 193H217L215 191L216 196H217V194H220V191L222 189H224L225 193L227 194L228 191L225 190V187L223 188ZM156 185H158V184H156ZM167 185H168L169 189L173 188V186L171 187V185L170 186H169V184H167ZM167 185L165 184V186H164V184H161L160 186L162 188V187H166ZM183 185H185V184H183ZM183 185H182V187H183ZM188 185H185L184 187L188 186L187 187L188 191H189L188 193L191 192L190 187H192L193 191L189 194L190 196L194 195V193L196 194L198 192L199 189H197V191H196V188H198L196 185H195L196 188H194L191 184H188ZM218 185H220V184L218 183ZM225 185L227 187V184H225ZM234 185H237V186H235L236 187L235 189H234ZM246 185L248 187L250 186V188H248V189H251V186H253V185H248V184H246ZM246 185H244V186L247 187ZM160 186H158V187L156 186L157 188L155 187V184L153 186V192H155L154 194L157 197H158V194H159V197H161V195L163 193L165 195L164 191L158 190V188ZM174 186H176V188L174 187L176 191H178V188L181 192L187 191V188H185L184 190H181L180 189L181 187L178 184H175ZM257 186L260 188L257 189ZM245 187H244V189L247 192L248 189ZM154 188H156L155 189L156 191H154ZM174 188L171 189V191H174ZM217 188H218V186H217ZM135 189H137V188L134 187V190ZM261 189L263 190V192ZM149 190H148V194L149 193L151 194V192H149ZM166 190L168 193L173 194L168 189H166ZM239 190H242V189H239ZM222 191H221V194H222ZM231 191L228 192V194L230 196L233 194V193L231 194ZM240 192L241 191H238L236 193L240 194ZM168 193H166L165 198H166ZM178 193H180V192H178ZM178 193L174 192V194L177 196H178ZM198 193H200L199 195L201 197L200 190ZM236 193H234L233 195H236ZM145 194H147V193H145ZM212 194H213V196H215L214 192ZM107 195H110V194H107ZM182 195H184V197L179 196V198H182V199H179V202H181L180 200L184 201V198H186L187 197L186 195H188V194H185V192H184V194H182ZM223 195H225V194L223 193ZM229 195H226V196H229ZM251 195L253 197L250 198ZM241 196L242 195L237 196L236 200H241L240 199V198H242ZM149 197H151V196L149 195ZM159 197H158V200L160 199ZM167 197L170 198V196H167ZM171 197H172V199H173V197H174V199L176 198L175 196H171ZM192 197H194V199L197 198V197H195V195ZM233 197H231V198H233ZM168 198H166V199H168ZM162 199H164V197ZM174 199H173V204L176 201V199H178V198H176L175 200ZM187 199H189V198H187ZM198 199H199V196H198ZM214 199H215V201H217V198H213V200ZM245 199H243L244 202H245ZM110 200H112V201H110ZM117 200H119V199H117ZM117 200L114 201L116 204L118 203ZM236 200H235V202H239V204L242 202V200L241 201H236ZM107 201H110L107 203H111V202H113V199H109ZM162 201L166 202V203L168 202V200L167 201L161 200V202ZM232 201H234V200H230L229 202H232ZM119 202H121V201L119 200ZM154 202L156 203V201H154ZM161 202H159V204ZM163 202H162V204L159 205L161 207H159L157 204L158 208L155 207L156 205L153 206L155 203L151 204L153 206V207L151 206L152 208L149 205H146L147 208H149L148 209L149 214L151 213L153 215L152 218H154L157 215L156 213L153 214L154 213L153 211H155L157 213H162V212L167 210V207H164L165 204ZM169 202L168 203L171 205V201H169ZM200 202H201V200H200ZM198 203H199V200H198ZM215 203L216 204H214L212 202V204L219 206L218 201ZM111 205L113 206V208L110 207ZM172 205L170 206L171 208H169V206H168L169 211H170V209H171V211H172V209L175 211L176 209L179 208V206H177V205H179L178 202H175V205H173V206H176L178 208H176V209L172 208ZM200 205L202 206V204H200ZM240 205L242 206L243 204H240ZM246 205H244V207ZM116 206H121V209L125 208V210L127 209V211H128V208H126V206L124 207L121 204L119 205V203ZM201 206H199V207H201ZM211 206L212 205L209 204V207H211ZM108 207H110V209ZM114 207H115L114 203L108 204V206L106 207L108 209L106 211V214H108V216L111 215L109 217V219H111V221L113 223L107 218V216L102 217L103 220H101V221L97 220V222H101V223L105 222V221L110 222V223L109 222L103 223L105 226L104 228L106 230H108L109 233L111 232L109 229L112 228V231H113V230H115V227H116L117 230L113 231L114 233L113 232L110 233L111 235L113 234L114 236L109 235V237L112 240L107 242V244H103L100 246L96 245L94 248L95 250H93L91 254H88L89 256L86 255L87 257L85 256L83 258V259H85L83 264H87V263L88 264H103L102 262L104 259H105L104 264H180L181 263L180 262L181 261L180 260V258H181L180 254H179L180 257L179 256L177 257L178 253L172 254L175 251H173V248L170 249V247L168 246L169 244L168 245L163 244L164 242L163 241L161 242L160 240H159V242H160L159 243L156 240L158 238V235L163 231V229L160 228L161 223L166 221L165 219L164 220L162 219L164 217V215H162V214L166 215L167 213H169V215H170L171 211L170 212L166 211L167 213L164 212L161 215L158 214L159 216H162V218H160L157 215V217L155 218L156 221L154 219H152L153 221H150L151 219L149 220V218H148L149 215H146L148 219L144 216V220L145 219L149 220V222L146 221V223H145V224L148 223L147 227H144L145 225L144 226L141 225V223L142 224H144V223H143V219L139 218V217H141L140 215H139V217L137 216V220L139 218L138 221L135 218L136 216L134 217L131 215L132 217H134L136 222H141V223H136L135 220L130 216L132 218V221H133V223H132L131 219H129L130 217L128 219L126 218L128 221H126V219L123 218L125 216V214L128 215L130 213L126 212V213L122 214L123 216L122 215L120 216L117 214V213H119L118 210L120 211V213H122L121 211L125 212V210L119 209L120 207L119 208L117 207L118 209H115L116 207L115 208ZM131 207H132V205H131ZM111 208H112V210H111ZM130 208H129V210H131ZM159 208H161V209L163 208L165 210L160 212L161 209H159ZM193 208H195V207H193ZM155 209H157V210H155ZM109 210H111V212H109ZM113 210H116L117 213H116V211H113ZM150 210H151V212H150ZM249 210H251V211H249ZM252 210H253V214L251 215ZM174 211L171 214V216H173V218L172 217L169 218V215H168L169 219L166 218L167 221L170 219L175 220L174 217L176 216V214H174L175 213ZM129 212H131L132 214L134 213L132 210ZM112 214H113V216H112ZM117 216H118V219H117ZM112 217L113 218L115 217V218L113 219ZM166 217H167V215H166ZM85 219H87V218H85ZM106 219H108V220H106ZM122 219H123V221H122ZM84 220H82L80 224L85 222L83 224L87 223L86 226L82 224L79 228H77L80 225L79 224L77 226V224H78L77 222L79 220H74L72 225H71L72 221L69 223V225H70L69 230H71L72 227L73 228L75 227L80 232V234L78 233V231L75 228L74 229L72 228L73 230H76L78 234H73L76 232V231H74L72 233L73 230L71 232L68 231L67 235L65 236V242L68 241V239L72 240V238H74L75 235H77V236L79 235L78 237L80 238V237H84V236H88L89 234H92L93 231H94L93 232L94 235L97 233L95 236L91 235V237L93 236L92 239H94V237H95V240H96L97 236L98 237L103 236L104 235L103 233L108 235V233H106L105 229L103 227H101V226H103V224L99 225L100 229H102V231L100 232L101 234L99 235L98 232L100 230H98V232H97V229H99V227L97 228L96 221L95 222L94 221L89 222L90 219L89 220L87 219L88 222H86ZM113 220H115L116 222ZM129 221H131V222H129ZM167 221H166V224H167ZM253 221L250 224L253 227H255L253 223H255V225H256V221L255 222H253ZM259 221H257V224L260 225ZM75 222H76V224H75ZM118 222H120V223H118ZM122 222H124L125 224L127 223L126 225H128V222H129L128 227L126 226L128 228V230L124 227L125 225H123L124 223H122ZM171 222H173V221H169V223H171ZM90 223H92L91 224L92 226L88 225ZM119 224L120 225L122 224V226H120ZM138 224L143 226V228L141 226L138 227L137 226ZM166 224L162 225L164 229H166V227L168 226V224L167 225ZM87 225H88V229H89V227L93 228V229L95 228V229L94 230L90 229L87 231V228H86ZM106 225L110 228L106 227ZM261 225H262V223H261ZM261 225H260V227L262 228L261 229L262 231L260 230V232L262 234H259L260 232L258 233L255 230V229H257V230L260 229V227L257 226V228H254L252 230V232H254V230H255L259 235H257V233L254 234L255 232L252 235L249 234L247 236L248 240H249L248 237H250V240L252 238L253 241L255 240L256 242L257 241L262 242L264 240L263 239L264 236L262 237V235H264V233H263L264 232V228H263L264 226L262 225L263 226L262 227ZM131 226H136L134 228L136 230L138 229V231H137L138 233L136 232V230L134 228L133 229L135 231L134 230L130 231L129 229L132 228ZM148 226H150L149 227L150 230L148 229ZM120 227H121V229H120ZM122 227L125 228L126 230L125 229L122 230ZM80 228H82V229L86 228V230L85 229L84 230L86 232H88V233L90 232V233L87 234V233H85V231H83ZM145 228H146V230H145ZM152 228L154 229L153 232L156 233L155 231H158V234L152 233L151 232ZM157 228H159V230H162V231L160 232ZM139 229L142 231L139 232L140 231ZM91 230H93V231H91ZM95 230H96V232H95ZM118 230H119V232L120 231L121 232L118 233L117 232ZM125 231L126 232L130 231L132 234H130V232L126 233ZM132 231H134V233ZM143 231L146 234L143 235ZM149 231H150V233L154 234L155 236L151 237L152 234L149 235ZM115 232H116V237H115ZM69 233L70 234L72 233L71 236L68 235ZM81 233H83V235H81ZM220 233H223L221 235V237L218 235L219 238L217 237V239H216V237H214L211 239L212 241L209 239V241L204 242L205 244L208 242L210 243V241L212 242V244L214 242L215 246H214V244L213 245L211 244V246H209V248H208V246L205 248L204 247L205 244L203 246L200 245V244H202L203 241L202 242L198 241L200 244L197 243V245L198 246L200 245V250H203V254H202V251L197 249L198 247L196 248L197 254L201 253L200 254L201 258H198L199 256L197 257L199 259V262H202V261H200V259H202L204 261L202 264H207L209 261L208 262H206V261L210 259V262L212 261L211 263L214 262L217 264H234V263L235 264H238V263L243 264L244 255H245L244 252L247 249V246L243 243H240L239 245L241 246V248L242 247L243 248H242V250H239L240 247L234 246V242H231L233 240L223 239V237L226 238L227 236L224 232H220ZM119 234L121 236H119ZM136 234H138L137 235L138 237L132 236V235H136ZM117 235L119 236V238H123V235H124L125 239L130 237V240L129 239L125 240L123 238V240H125L126 242H122L123 240L120 241V240L116 239ZM139 236L142 240L139 239ZM148 236H150L151 239L153 238L152 240L153 241L155 240L156 242H153L152 240L150 241V239L148 241ZM215 236H216V234H215ZM113 238H115V240H113ZM135 238H136V240H135ZM132 239L134 240V242H138L139 245H138V243L136 244V243L132 242ZM143 239L147 242L146 243H140L141 241L142 242L144 241ZM258 239H260V241ZM95 240H93V241H95ZM222 240H224V241H222ZM118 241L122 242V244L120 243L121 246L118 243ZM127 241H129L128 244L130 245V248L132 247L131 249H135L134 251L130 250L129 245L127 244ZM130 242H132V244ZM148 243H150V244H148ZM218 243H221V244H218ZM262 243L264 245V241ZM108 244H110V247ZM115 244H117V245L114 247ZM134 244H136V245H134ZM197 245L193 244V248L195 249V247ZM222 245L225 246L224 247L225 251H224V248ZM263 245L261 246V252L253 258V261H254V259H255V261H257V259H256L257 256L260 257L261 260L262 259L264 260V258H263L264 257L263 256L264 246ZM118 246H119V249H118ZM157 246H160V247H157ZM52 247L53 246L46 247L47 249L44 248L45 249L44 251L38 250V249H37V251L36 250H34V251L33 250L32 251L26 250V253L24 251H20V252H24L25 254H28L30 257L35 256L36 258L35 259L33 258L30 261L31 262L30 263V262H27L30 259L25 261V259L22 258V257H24L23 255H25V254L21 253V255H19V256L21 257L20 259L21 260L23 259V260L21 262L19 261V262H15L13 264H16V263L17 264H19V263L20 264L21 263L22 264H24V263L25 264H27V263L36 264L37 261L38 262L41 261L40 259H42L43 255H44L43 260H46V258H48L50 256H51L50 257L51 259H56L57 256H58V258L60 256L61 260L56 259L57 260L56 262L59 263L58 261L63 262V260H64V262L62 264H65L66 261H69V259L72 257L70 255V253H68L66 251L63 252V250H64L63 248H61L62 250L60 249L61 251L60 250L58 251L57 248L53 247L54 249H56L57 252H53L54 249H52L51 251L50 250L48 251V249H50ZM107 247H108V249H107ZM120 247L124 248L125 251L124 250L122 251V249ZM144 247H146V248L144 249ZM202 247H204L205 250ZM219 247H221V248L219 250H217V248H219ZM138 248H139V251L141 250L142 252H139ZM237 248H238V250H237ZM117 249H118L119 253H115L117 251ZM228 249L229 250L231 249L230 251H232L233 254H232V252L230 254L229 253L226 254L227 251L230 252ZM262 249H263V251H262ZM99 250H103V251H99ZM106 250H107V252H105ZM136 250H137V252H136ZM147 250H148V252L146 253ZM152 250L154 253L152 252ZM160 250H162V251H160ZM166 250L168 251V253H166L167 252ZM171 250L173 252H171V254L169 255ZM206 250H207V253H205ZM38 251H40V252H38ZM223 251H224V253H223ZM34 252H36V253L34 254ZM45 252H46V254H44ZM49 252H50V254H49ZM52 252L55 254L58 253L60 255H56V258H55V256H54L55 254H53ZM101 252H104L103 255L101 254ZM112 252L115 256L112 254ZM138 252H139V254H138ZM156 252L157 253L159 252L160 254L159 253L157 254ZM163 252H165V253H163ZM198 252H200V253H198ZM29 253H33L34 255L33 254L30 255ZM66 253H68L69 256ZM96 253L98 255L97 258H99V259H97L95 257V256H97V255H95ZM105 253H106V255H105ZM142 253H144V254H142ZM150 253H151V255H150ZM155 253H156V255H154V257H153L155 259L154 260V259H152V255ZM37 254L40 255V258H39V256H36ZM135 254H138V255H135ZM175 254H176V256H175ZM206 254H210L209 257H211V258L208 259V255H206ZM61 255H63L64 258H62ZM64 255L66 257H68V259L65 258ZM111 255H113L116 259ZM117 255H118V257H117ZM126 255H129V256L131 255L133 258L128 257V256L126 257ZM142 255L144 258H142ZM157 255L159 258H157ZM204 255L206 256V258H204L205 257ZM229 255L231 256V258H227V257H230ZM103 256H105V257H103ZM106 256L108 259H106ZM202 256H203V258H202ZM215 256H217V257H215ZM90 257L91 258L93 257L92 259H94V260L90 261L91 260ZM100 257H102V258H100ZM240 257H241V259H240ZM111 258H112V260H111ZM124 258L125 259L127 258V260H125ZM135 258H137V259H135ZM212 258L216 259V260L218 259V260L214 261ZM219 258H222V260ZM260 258H258V260H259V261H257L258 263L261 261ZM36 259H37V261H36ZM65 259H67V260H65ZM83 259H80V260L83 261ZM88 259H89V261H88ZM121 259H122V261H119ZM134 259L137 261H135ZM226 259H227V261H226ZM80 260H78V261L80 262ZM100 260H101V262H100ZM106 260H108V261L106 262ZM234 260H235V262H234ZM32 261H34V262H32ZM71 261L75 262L77 260H74L73 258H71L70 262ZM78 261L76 263L71 262V264H79ZM82 261H81V264H82ZM253 261L251 264L257 263L255 261L254 262ZM70 262H68V264H70ZM210 262H209V264H211ZM232 262H234V263H232ZM198 263H196V264H198ZM37 264H39V263H37Z\"/></svg>",
  "mask_w": 264,
  "mask_h": 264
}]
</instances>
